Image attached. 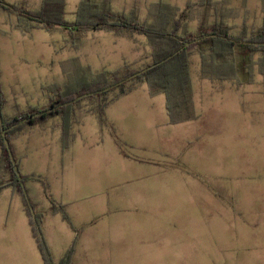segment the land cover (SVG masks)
<instances>
[{"label": "rangeland", "instance_id": "1", "mask_svg": "<svg viewBox=\"0 0 264 264\" xmlns=\"http://www.w3.org/2000/svg\"><path fill=\"white\" fill-rule=\"evenodd\" d=\"M81 1H65L63 17L65 21H75L76 11ZM92 1L95 3L97 12L121 15L129 14L135 9L140 20L148 23L156 22L157 12L163 3L166 8L171 9L177 15L175 19L179 23L180 34L184 30L195 32L199 24L198 4L200 0ZM214 1L216 2L215 8H217L215 14L223 12L231 27L232 36L238 37L246 29L247 37H249L252 33H259L264 29V0ZM41 8L42 5L36 11ZM0 11L5 10L0 8ZM1 19L0 12V24ZM6 19L10 23L11 18L6 16ZM214 19L215 16L211 18V21L213 22ZM29 23L30 21H26L24 25L29 27ZM0 31L7 32L10 38L16 36L14 31H10L9 28L5 30L2 25H0ZM25 31L27 32H23L26 36L23 38L24 43L0 41L2 48L0 92L3 99L0 114L5 120L7 115H10L13 104L21 105L26 102L34 106L32 105L34 102L44 100L43 97L49 94L43 92L41 87L49 92L51 89L49 85L54 84L53 80L57 85L56 93L65 87L69 89L88 87L92 81L98 79V74L102 70L113 72L124 65L139 69L151 63L154 53L147 38L140 34L128 32L118 34L105 30L90 31L81 35L77 45L74 46L66 30L60 27L51 31L45 29ZM3 36L0 33V38ZM48 44L54 46L56 51L49 49ZM10 48L13 50L10 51ZM255 58H258V55ZM190 63L192 112L197 120L202 121L201 125L194 124V129L200 131V136L192 137L186 124L177 128L164 129L163 137L176 151L181 150L180 156L184 154L187 142L191 144L190 151L183 157H179L178 162L184 172V176H181L184 181V194L186 197L199 196L203 200L197 205L199 210H195L194 213L185 211L184 215L182 212L177 215L169 214L167 235H165L164 221V235L153 234L147 239L137 236L135 242L146 245L150 249L146 253L147 257L140 254L139 257H134L129 261H120L118 264H264L261 261L264 258H257L258 255H264V248L260 249L263 245L254 243L250 246L243 241L240 236L242 226L240 219L226 211H221L219 207L205 200L212 197L214 193H218L216 191L223 195V191L227 192L228 195L239 200L256 195L257 188H264L255 184L259 179L247 180L248 175L245 172L242 173L240 169L244 159L242 151H244L246 162V159H250L248 152L253 149L258 150L257 141L264 140V75L261 74L259 67L255 66L251 84H241L242 81L247 80V77L240 75L223 81H211L200 77V59L197 55L191 58ZM127 87L132 88L130 95L121 99L119 103L111 104L112 106L106 110L107 125L112 126L109 121L119 116L154 115L159 122L163 121L166 116L168 117L165 109L166 98L163 94H151L149 85L146 83H134ZM145 89L148 92H144ZM53 93L55 92L50 94L51 97ZM96 94L97 92L92 93L94 97ZM117 96L118 90L110 91L103 96V101L109 102ZM150 98L153 103L152 110L148 104ZM97 103V98L85 97L77 106V111L81 113L79 116L83 121V127L79 133L89 142L94 141L97 135L101 137L105 134L104 126L100 127L92 117L95 115L90 112ZM181 115L186 114L183 112ZM143 127L145 128L146 125ZM247 128H249L248 131H246ZM119 131L116 129L115 134L119 140L124 142L122 133L119 134ZM140 131L141 126L138 124L132 129L133 133ZM151 144L152 146L148 147L147 156L155 159L163 146L155 140ZM162 150L165 151V147ZM260 154L263 156V153ZM258 156L257 152L255 160ZM258 164L256 162L255 166L260 169ZM259 171L262 176L264 170ZM19 172L22 175L20 167ZM168 178L170 181L177 179L176 174H170ZM179 181L182 180L179 179ZM30 187L31 184L25 180L24 188L29 198L34 196V191ZM179 187L182 188V185L180 184ZM29 189L30 193H28ZM12 190L6 188L0 191V264H14L13 256L16 255L10 246L12 235H5L3 230L6 228L2 225V219H8L12 225L15 223L18 205L23 203L21 196ZM180 191L182 192V189ZM155 194L156 188L153 190V195ZM233 206L238 208L241 204ZM2 212L5 213L2 215ZM41 232L45 242L42 228ZM237 234L239 236H236ZM111 237L112 235L108 237V243ZM103 239L104 237L99 241L103 242ZM162 239L164 249L165 245L167 246V252L164 251L163 260L160 258L163 262H160L155 255H158L156 249L159 245L157 243Z\"/></svg>", "mask_w": 264, "mask_h": 264}, {"label": "crops", "instance_id": "2", "mask_svg": "<svg viewBox=\"0 0 264 264\" xmlns=\"http://www.w3.org/2000/svg\"><path fill=\"white\" fill-rule=\"evenodd\" d=\"M6 2L12 5L23 4L30 11H36L43 4V0H6ZM0 12L2 17L0 25L4 26L5 30L9 28L16 33L15 37L10 38L7 32L0 31L1 35H4L0 41L4 40L5 43L10 41L17 44L24 43L23 32H27L25 30L31 32L35 29H44L42 25L33 21H30L29 27L22 25L17 15ZM5 15L11 18L10 23L7 22ZM47 46L56 51L54 46L50 44ZM12 50L13 48H10V51ZM1 51L0 46V53ZM1 74L0 72V78ZM53 83L49 85V89L51 88L49 92L41 87V90L49 95L44 96V100L38 103L34 102L32 104L34 106L26 102L21 105L13 104L7 119L15 118L19 113L31 109L48 107L51 101L56 99L55 80ZM143 91L148 92L147 89ZM52 92L55 93L51 97ZM129 95L111 104L119 103L121 99ZM148 104L152 110L151 98ZM80 114L77 111L71 142L65 149L62 147V127L59 116L49 117L38 125H26L11 141V149L19 163L22 176L31 184L30 188L34 191V194L31 192L34 196H30L29 200L31 199L35 213L41 215L40 227L52 260L58 264L73 241H75V250L72 264H118L120 261L139 257L140 254L147 257L146 253L150 249L141 243L137 244L135 242L137 236L147 239L153 234L162 236L165 231L167 235L169 214L177 215L182 212L184 215L185 211L194 213L195 210H199L197 205L203 200L199 196L186 197L184 194V181L183 177L181 178L184 172L178 162L179 157H183L190 151L191 144L187 142L184 154L180 156L181 150L176 151L163 137L164 129L187 124L192 137H196L195 135L200 136V131L194 129V124L201 125L202 121L195 119L171 124L167 116L161 122L154 115L119 116L109 121L112 126H104L105 134L101 137L97 135L94 141L89 142L79 133L83 127ZM92 117L100 127H103L97 116ZM137 124L141 126V131L133 133L132 129ZM143 125L146 127L144 128ZM116 129L120 130L119 134L122 133L124 142L116 136ZM248 130L249 128L246 129ZM154 140L163 146L162 149L165 147V151L161 149L156 158L151 159L147 156V151ZM257 143L258 150L253 149L248 152L250 159H246V162L244 151H242L244 159L240 169L242 173L245 172L248 175L247 180L259 179L255 184L264 187V171L262 176L259 171L264 170V140ZM257 152L259 156L255 160ZM260 153H263V156ZM256 162L259 163L260 169L256 168ZM170 174H176L177 179L170 181L168 178ZM179 179L182 181L180 182ZM180 184L182 188L179 187ZM154 188H156L155 195H153ZM257 189L256 195L239 200L224 191V195L216 191L218 193H214L212 197L205 200L219 207L221 211H226L240 219L242 224L240 236L243 241L250 246L254 243L263 245L260 247L262 249L264 248V188ZM29 191L30 189L28 193ZM238 203L241 206L235 208L233 205ZM54 205L63 206L72 226L59 212L54 211ZM4 213L2 212V215ZM16 218L13 225L8 219H2V225L6 228L3 230L4 234L12 235L10 246L16 253L13 256L14 264H44L23 203L18 205ZM164 221L165 231L163 230ZM111 235L108 243V237ZM102 237H104L103 242H100L99 239ZM157 244L159 245L156 249L158 255L155 257L159 261L160 258L163 260L167 246L165 245L164 249L163 239ZM261 257L264 258V255L257 256L258 259ZM162 260L160 262H163ZM261 261L264 262V259Z\"/></svg>", "mask_w": 264, "mask_h": 264}, {"label": "trees", "instance_id": "3", "mask_svg": "<svg viewBox=\"0 0 264 264\" xmlns=\"http://www.w3.org/2000/svg\"><path fill=\"white\" fill-rule=\"evenodd\" d=\"M66 0H44L39 11L27 10L24 5H12L0 0V8L6 12L17 15L20 24L26 21H33L51 31L57 27L63 28L68 33L71 44L76 46L78 38L90 31L105 30L115 33L128 32L140 34L147 38L153 49L152 61L144 67L135 69L129 65L110 72L102 70L98 79L92 81L88 87H77L65 89L56 93L57 98L53 99L48 107L31 109L19 113L12 119H2L0 124V191L6 188L13 189L21 196L24 211L29 219L33 237L36 240L38 249L42 255L44 264H55L48 251L44 240L40 237L32 218L28 199L23 191L22 183L26 178L18 175L11 161L10 155L4 143L2 130L6 131L5 138L9 142L15 138L26 126H34L45 122L49 117L59 116L62 127V147L67 148L71 142L74 120L77 113V106L80 100L71 102L84 94L97 92L96 97L92 94L86 98H97V105L90 110L97 116L102 126L108 124L106 110L112 102L126 96L132 91L130 86L136 83L149 85L151 94H163L166 98V110L171 124H178L196 119L193 111L192 89L190 84V60L194 55L200 59V77L211 81H223L235 76L247 77L241 84H251L255 66L259 67L264 75V45H242L233 43L230 39L237 41H251L256 43L264 42V29L259 33H252L247 37V30L240 36H232L231 27L223 12L217 13L214 0H200L199 24L195 32L184 30L179 33V23L176 22V14L161 4L157 12L156 22L148 23L141 21L138 13L133 9L129 14L115 15L110 12H97L95 3L92 0H82L77 8V18L73 22L64 20ZM168 13H167V12ZM215 16L214 21L211 18ZM217 35V37H211ZM199 40L198 42H195ZM188 43H190L188 45ZM258 55V58H255ZM148 69L134 79L125 82L107 92H99L107 89L130 76ZM240 83V82H239ZM118 90V96L113 100L103 101V96L108 92ZM3 106V99L0 92V109ZM51 109V111H50ZM186 115L182 116V113ZM3 128V129H2ZM118 144H122L118 140ZM11 147V146H10ZM16 161V160H15ZM19 169V164L16 161ZM47 188V187H46ZM29 198V197H28ZM31 204V203H30ZM54 211L59 212L63 219L71 224V220L63 206L54 205ZM40 225L41 215L35 213ZM75 250V241L69 247L58 264H72V256Z\"/></svg>", "mask_w": 264, "mask_h": 264}, {"label": "water", "instance_id": "4", "mask_svg": "<svg viewBox=\"0 0 264 264\" xmlns=\"http://www.w3.org/2000/svg\"><path fill=\"white\" fill-rule=\"evenodd\" d=\"M211 37H217V35H211ZM198 41H199V40H197V41H195V42H198ZM230 41H232L233 43H238V44H242V45H253V44H255V45H264V42H262V43H256V42H251V41H237V40H235V39H230ZM189 44H190V43H188V45H189ZM147 70H148V69H144V70H142V71H140V72H138V73H136V74L130 76V77L127 78L126 80L120 81L119 83H117V84H115V85H113V86H111V87H109V88H107V89H104V90H102V91H99V92H100V93H101V92H107V91L110 90V89H113V88H115V87H117V86H119V85H121V84H124L125 82H128V81L134 79L135 77H137L138 75L144 73V72L147 71ZM90 94H92V93H90ZM90 94H84V95L80 96L79 98H77V99H75V100H73V101H71V102H67L66 104L68 105V104H71V103H75V102H77L78 100H80V99H82V98H85V97L89 96ZM50 111H51V109H50ZM0 124H1V126H2V116H1V114H0ZM2 129H3V128H2ZM5 133H6V131L3 129V130H2V135H3V137H4V143H5V146H6V148H7V151H8V153H9V155H10L11 161H12L14 167H15V171L17 172L18 175H20V172H19V169H18V167H17V165H16V161H15V158H14V156H13L12 149H11V147H10V144H9V142H8V141L6 140V138H5ZM22 187H23V191H24V193H25V195H26V197H27V199H28L29 206H30V211H31V215H32V218H33V220H34V222H35L36 228H37V230H38V232H39L40 237L43 239V237H42V232H41V227H40V225H39V223H38V221H37V219H36L35 211H34L32 205L30 204V200H29V198H28V194H27V192H26V190H25V188H24V184H23V183H22Z\"/></svg>", "mask_w": 264, "mask_h": 264}]
</instances>
